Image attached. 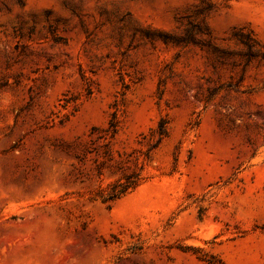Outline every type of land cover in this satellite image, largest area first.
I'll return each mask as SVG.
<instances>
[{"label":"rangeland","instance_id":"374dc122","mask_svg":"<svg viewBox=\"0 0 264 264\" xmlns=\"http://www.w3.org/2000/svg\"><path fill=\"white\" fill-rule=\"evenodd\" d=\"M0 264H264V0H0Z\"/></svg>","mask_w":264,"mask_h":264},{"label":"trees","instance_id":"16d2710c","mask_svg":"<svg viewBox=\"0 0 264 264\" xmlns=\"http://www.w3.org/2000/svg\"><path fill=\"white\" fill-rule=\"evenodd\" d=\"M108 129L111 130V132H115L116 130V125L113 124V123H110ZM161 134H165V128L162 126L161 127V131H160ZM136 185V182L135 181H126L125 183H122L120 185V187L118 189H113L110 194H109V199H114L116 197H118L119 195L125 193L129 188H132ZM105 200V199H104Z\"/></svg>","mask_w":264,"mask_h":264}]
</instances>
